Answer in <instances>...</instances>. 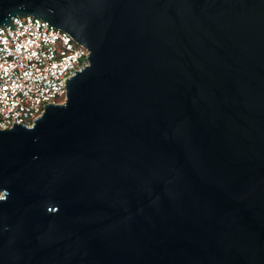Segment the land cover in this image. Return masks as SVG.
I'll use <instances>...</instances> for the list:
<instances>
[{
  "label": "water",
  "instance_id": "water-1",
  "mask_svg": "<svg viewBox=\"0 0 264 264\" xmlns=\"http://www.w3.org/2000/svg\"><path fill=\"white\" fill-rule=\"evenodd\" d=\"M89 50L0 129V264H264V0H0Z\"/></svg>",
  "mask_w": 264,
  "mask_h": 264
},
{
  "label": "built area",
  "instance_id": "built-area-1",
  "mask_svg": "<svg viewBox=\"0 0 264 264\" xmlns=\"http://www.w3.org/2000/svg\"><path fill=\"white\" fill-rule=\"evenodd\" d=\"M32 14L0 25V129L31 126L46 104L66 99V80L88 65L89 50Z\"/></svg>",
  "mask_w": 264,
  "mask_h": 264
}]
</instances>
